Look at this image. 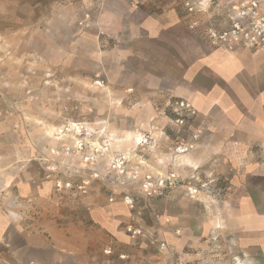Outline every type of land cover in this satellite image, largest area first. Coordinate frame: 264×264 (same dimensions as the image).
I'll return each instance as SVG.
<instances>
[{
  "label": "rangeland",
  "instance_id": "1",
  "mask_svg": "<svg viewBox=\"0 0 264 264\" xmlns=\"http://www.w3.org/2000/svg\"><path fill=\"white\" fill-rule=\"evenodd\" d=\"M201 1L0 0V264H157L153 230L164 234L162 206L182 197L222 230L198 249L195 234L180 249L162 240L169 262L230 264L225 169L196 182L177 167L166 172L189 152H174L166 94L129 56L144 15L175 12L190 32L198 16L202 33L227 28L232 6L247 0ZM116 202L130 213L111 231L95 213ZM128 224L150 240L133 243ZM24 232L44 251L25 255Z\"/></svg>",
  "mask_w": 264,
  "mask_h": 264
},
{
  "label": "crops",
  "instance_id": "2",
  "mask_svg": "<svg viewBox=\"0 0 264 264\" xmlns=\"http://www.w3.org/2000/svg\"><path fill=\"white\" fill-rule=\"evenodd\" d=\"M230 17L228 13L226 25ZM132 27L137 34L129 56L138 73L145 71L148 77L156 79L152 86L160 87L166 94V107L174 96L189 101L198 113L194 125L200 129V140L196 148L180 158L178 166H165L166 172L178 168L196 182L203 171L208 177L211 170L218 172L223 167L225 173L220 178L227 183L226 231L232 233L226 239L228 263L264 264V161L260 157L264 147V49L236 47L228 51L212 45L197 29L186 30L175 12L144 15ZM177 133L176 139L189 134ZM187 201L186 197L165 201L162 209L169 223L162 224L164 234L153 232L160 241L167 239L177 249L195 234L192 240L196 241V249L203 248L210 236L221 232L220 219L213 215L208 220L204 208H192ZM121 204L116 202L95 213L98 221L111 231L130 213L128 207L120 210ZM105 211L111 214L106 215ZM24 228L27 230L26 223ZM176 228L179 233H174ZM116 234L120 240H127L124 233ZM173 236L180 237V245L172 242ZM20 238L25 255L46 247L42 243L33 245L26 233H20ZM129 238L139 243L148 237L144 234ZM154 242L150 247L155 263L171 264L167 251ZM195 256L202 257L198 253ZM177 259L184 262L181 257Z\"/></svg>",
  "mask_w": 264,
  "mask_h": 264
},
{
  "label": "built area",
  "instance_id": "3",
  "mask_svg": "<svg viewBox=\"0 0 264 264\" xmlns=\"http://www.w3.org/2000/svg\"><path fill=\"white\" fill-rule=\"evenodd\" d=\"M263 3V0H247L233 5L229 26L224 29L210 27L202 31L203 36L209 43L223 47L228 51L234 50L236 47L264 49ZM185 4L188 11H192L189 2ZM197 26V22H191L189 24V28L191 29H195ZM167 109L172 115V122L179 132L187 131L189 126L193 125L198 118L196 109L189 101L182 98L177 97L171 99L167 104ZM78 134L80 135L81 131ZM199 140L200 129L196 128L190 131L187 137L181 136L177 138L174 152L177 154L190 152L196 148ZM260 157L264 161V147L261 149ZM119 168H121V164H119L117 169ZM121 172L123 173V171ZM189 193H196V189L190 187ZM124 202L129 206L133 204L132 198L128 195L124 196ZM125 229L131 237H138L143 234L140 227H135L131 224H128ZM153 241L157 242L160 249L166 248L165 241H157V239H153ZM177 264L184 263L183 261H178Z\"/></svg>",
  "mask_w": 264,
  "mask_h": 264
}]
</instances>
